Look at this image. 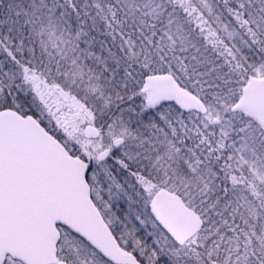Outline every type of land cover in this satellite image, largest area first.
Wrapping results in <instances>:
<instances>
[{"label":"snow or ice","instance_id":"snow-or-ice-1","mask_svg":"<svg viewBox=\"0 0 264 264\" xmlns=\"http://www.w3.org/2000/svg\"><path fill=\"white\" fill-rule=\"evenodd\" d=\"M0 264H264V0H0Z\"/></svg>","mask_w":264,"mask_h":264}]
</instances>
